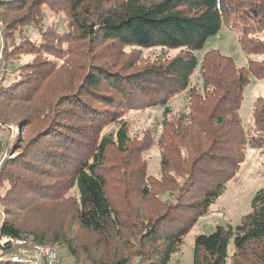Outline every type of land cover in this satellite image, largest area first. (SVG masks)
<instances>
[{"label":"trees","instance_id":"16d2710c","mask_svg":"<svg viewBox=\"0 0 264 264\" xmlns=\"http://www.w3.org/2000/svg\"><path fill=\"white\" fill-rule=\"evenodd\" d=\"M45 10H64L69 19L51 29ZM0 23L12 55L43 53L76 69L85 67L71 90L56 91L44 105L38 90L23 89L28 78L0 87L3 98L19 94L23 105L35 107L34 112L28 107L11 114L0 111V124L20 114L18 122L25 125L28 115L33 129L28 141L9 148L1 165L0 185H8L2 198L10 203V218L0 219L1 235L33 245H62L71 256L64 264H131L134 258L169 264L239 173L247 149L264 152V97L253 104L251 124L245 126L240 115L249 74L264 80V61L250 60L246 69L218 51L201 61L196 56L223 25L238 33L246 54H264L259 37L264 0H0ZM128 47L159 48L163 56L141 67L130 61L125 66L123 49ZM176 50L179 55L168 58ZM197 70L201 90L191 86ZM25 74L9 66L0 73V85ZM182 93L186 108L175 112L170 103ZM146 109L163 110L156 130L160 177L134 169L138 201L124 192V203L117 206L103 174L107 155L112 148L124 156L131 152L124 117ZM114 124L119 125L116 134L103 135ZM3 149L0 145V153ZM57 178L75 190L72 220L92 234L89 241L72 229L68 234L74 236L65 241L25 226L23 218L36 201L56 198L50 180ZM131 186L130 180L129 193ZM8 254L0 264H27L13 262ZM192 264H264V188L239 224L195 237Z\"/></svg>","mask_w":264,"mask_h":264},{"label":"rangeland","instance_id":"374dc122","mask_svg":"<svg viewBox=\"0 0 264 264\" xmlns=\"http://www.w3.org/2000/svg\"><path fill=\"white\" fill-rule=\"evenodd\" d=\"M153 1V0H150ZM45 22L48 26L57 28L63 22L69 19L64 10H45ZM67 24L65 25V28ZM0 31L4 32V26L0 23ZM261 40H264V33L260 34ZM4 37L0 33V73L6 72L10 66L12 68L23 69L25 75H21L9 83H1V86L10 87L11 84L18 83L19 80L28 78L19 85V89L23 87L37 91L38 99H41L43 105L46 100H50L56 94H62L64 91L71 90L73 84L79 82L80 76L84 73L81 68H74L60 58H52L43 53L41 54H14L6 50ZM4 47V49H3ZM6 50V52H5ZM210 51H218L221 55L230 57L239 68L249 67V61L261 62L264 61V54H246L239 43V35L235 31L228 29L223 25L219 34L208 42L203 50L196 52V56L201 61L204 56ZM125 66H129V61L136 64V67H141L153 63L159 57H162V50L141 49L128 47L124 48ZM180 51H171L168 53V58H174L179 55ZM61 57L60 54H58ZM88 55V54H87ZM84 61V60H83ZM10 69V68H9ZM251 83L248 84L244 91V100L240 115L245 126L251 124L253 104L258 97H264V80L257 79L250 73ZM191 86L200 89L203 86L200 77V71L197 70L192 75ZM58 94V95H59ZM18 95L13 97L3 98L0 96V111L3 114H11L18 111L34 112L35 107L30 109V105H23V101L18 98ZM48 100V101H49ZM39 101L36 103L38 104ZM185 93L174 98L170 105L173 111L179 112L186 108ZM36 106V105H35ZM43 107V106H42ZM22 115L18 114L12 117L10 124H0V145H2L3 153H0V169L3 161L11 154L9 148L15 144H22L33 135V129L28 126L32 119L27 115L25 125H22L18 119ZM35 119V118H34ZM129 125V137L131 141V152L124 156L115 149H110L107 155L106 165L103 174L107 180V191L111 200L120 206L124 203L123 193H128V198L132 202L138 201V195L134 191L137 183L138 174L134 169H138L139 173H144L147 177L159 178L161 168V151L158 144L157 129L163 119L162 109H146L142 111H132L124 117ZM119 125H108L103 129V135L110 133L116 134ZM177 145V144H176ZM7 147V149H5ZM20 153V150L11 155L15 157ZM133 172L131 173V171ZM131 180L132 186L130 193L128 191V182ZM52 186L57 187V196L54 199L47 201H36L33 206V211L23 218L25 226L28 229L34 227L45 234H59L62 239L68 241L75 232L80 233L79 237L84 241H89L92 234L82 232L72 220V214L75 209V198H77L75 190H71L66 186V181L57 178L50 180ZM62 185H60V183ZM8 185L1 183L0 185V219H9L7 214L10 209V203L3 202ZM264 188V152L257 149L248 148L246 151L245 160L239 173L229 182L225 193L212 205L209 215L200 219L197 225L189 232L184 240V244L180 247L177 254L172 258L169 264H192L194 253V241L198 235H209L215 231L218 226H235L239 224L245 215L251 212V201L258 190ZM51 246V245H49ZM57 249L58 255L64 262H70L71 256L62 245L51 246ZM230 253L234 252V243H230ZM33 254H30L31 256ZM26 257V259L29 258ZM25 259V258H24ZM131 264H146L143 260L134 258Z\"/></svg>","mask_w":264,"mask_h":264},{"label":"built area","instance_id":"2783aa9c","mask_svg":"<svg viewBox=\"0 0 264 264\" xmlns=\"http://www.w3.org/2000/svg\"><path fill=\"white\" fill-rule=\"evenodd\" d=\"M8 251V259L27 264H64L57 249L49 245H33L23 240L2 236L0 232V260ZM30 254H33L29 256ZM29 256L28 259L26 257ZM25 258V259H24Z\"/></svg>","mask_w":264,"mask_h":264}]
</instances>
